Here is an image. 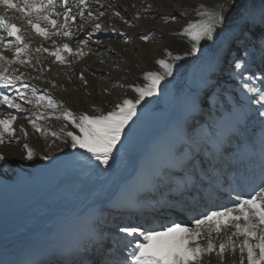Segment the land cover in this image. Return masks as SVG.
Listing matches in <instances>:
<instances>
[{
    "label": "snow or ice",
    "instance_id": "snow-or-ice-1",
    "mask_svg": "<svg viewBox=\"0 0 264 264\" xmlns=\"http://www.w3.org/2000/svg\"><path fill=\"white\" fill-rule=\"evenodd\" d=\"M98 5L99 0H0L4 13L14 10L22 14L32 32L51 44V48L41 44L33 50L21 28L0 14V112L5 108L8 110L0 115V144L18 142L17 131L27 136L23 125L14 126L18 114L25 111V104L52 110L33 111L24 116L36 132L42 131L37 121L62 109L63 119L75 129L64 133L66 143L72 149H82L98 165L107 166L114 159V150H118L130 122H134L138 106L146 98L155 97L161 90V83L173 77L177 62H183L185 56H195L205 42L210 45L208 58L213 71L205 81L202 96L187 106L192 123L186 119L156 146L159 174L182 176L188 168L195 173L197 160L203 169L201 145H212L217 152L226 154L233 144H247L254 152L256 129L253 125L258 124L261 145L259 181L264 185V0H220L212 11L199 12L198 15L205 18L190 22L179 33L186 37L190 50L183 55H173L165 49L171 62L157 59L155 63L160 71L145 72L142 84L128 85L135 93L134 98H124L106 113L77 116L63 108L62 103L46 89L39 92L30 86L23 73L17 75L16 70L9 69L13 64L31 66L33 51L47 53L60 64L86 55L84 49L89 48L93 34L102 28L98 22L90 29L86 27L88 21L99 20L105 15L103 10L98 14L90 10ZM115 15L120 16V13L115 12ZM166 18L176 19L175 16ZM141 39L146 40L147 35ZM72 41L76 42L75 46ZM5 52L12 53L11 57ZM224 75L236 85L231 91L226 87L227 81L221 79ZM80 79H84L83 74ZM227 96H232V102H228ZM215 101L223 104V110ZM197 129L199 134L194 135ZM6 137L10 139L6 140ZM23 148L26 152L23 159L32 160L33 150L27 144ZM0 161L6 162L2 153ZM175 169L179 171H173ZM202 183H193L190 199L165 203L154 209L189 214L187 221H170L156 227L125 223L117 228L116 233L126 241L123 249L110 242L103 227L97 225L89 229L73 249V264H203L206 255L216 254L223 261L226 252L237 251L240 253L239 264H245V258L247 264H264V187H258L254 194H236L234 199L230 193L231 206H222L218 210L205 207L198 213L201 192L197 184ZM114 207H126L140 215L153 210L151 206H137L131 201L117 203ZM214 233L217 237L225 233L218 245ZM14 249L12 241L6 236L0 237V264H22L16 259Z\"/></svg>",
    "mask_w": 264,
    "mask_h": 264
},
{
    "label": "rangeland",
    "instance_id": "rangeland-1",
    "mask_svg": "<svg viewBox=\"0 0 264 264\" xmlns=\"http://www.w3.org/2000/svg\"><path fill=\"white\" fill-rule=\"evenodd\" d=\"M219 2L220 0H99V5L92 7L90 10L94 14H98L99 11L103 10L105 15L100 17L99 20L88 21L86 27L90 29L92 24L98 22L102 25V28L99 33L93 34L92 43L89 44V48L84 49L87 53L86 55L80 58H70V62L60 64L59 62H54L55 58L49 56L47 53L33 51V63L31 66L13 64L9 70H16L17 75L23 73L24 80L30 86H34L39 92H43L46 89L55 100L62 103L63 108H67L72 112L77 111L78 113H87L89 115L106 113L112 110L124 98H134L135 93L131 91L128 85H134L137 82L142 84L143 73L160 71L155 61L161 58L169 59L164 51L165 49L173 55H183L185 51H189L190 45L187 43L186 37L179 35V33L190 22L195 23L205 18L199 16V12L212 11ZM201 5L203 7H200ZM11 12L9 10L7 13L10 14ZM115 12H119L120 16H116ZM16 16L20 17V20L17 18L14 20L24 32L25 38L33 50L41 46V44L44 47L51 48L50 43L42 41V38L32 32L20 14L17 13ZM169 16H175L176 19L166 18ZM144 35H147L146 40L141 39V36ZM57 40L59 42L58 38ZM97 41L99 43H96ZM71 43L75 46L76 42L72 41ZM209 54L210 45L202 42L201 51L195 54V56H185L183 62H177L178 67H174L173 77H168L166 78L167 82L161 83V90L155 97L146 98V101L142 102L141 106H138V114L134 117V122H130V127L127 131L132 133V138L140 142L141 145L139 148L136 147L133 153H125L124 159H119L117 162L133 163L137 167L133 172L134 177L136 175L137 180H141L146 184V190H130V194L122 195V199L112 205H108L107 208L105 206L94 209L88 220H86V229L88 228V231L97 225L105 227V223L108 222L111 227V231L106 230L108 231V235L110 234L108 236L109 240H116L115 237L111 236L113 235L112 233H117V228L123 225L121 223H124L126 219L132 221L131 218L133 217L127 216L125 220L122 219L120 223L115 224L122 215L117 216V209L119 208H115V204L125 203L127 202L125 199L130 198L134 203L151 206L153 209L151 213L155 214L156 211L154 209L167 202L171 204L174 200H177V203L184 200L175 199L174 196L179 193L188 192L186 199H190V189L193 183L202 181L204 184L208 183L211 185L207 182V178L209 175L210 177L215 176V172L220 170L219 180L212 181L217 182L216 184L214 183L217 190L214 188L213 192L222 190V192L216 193L217 196L223 193L222 197H220L222 200L217 202L215 206L202 205V207H207L209 210H218L222 205L224 207L231 206L230 193L232 194V199H234L236 194H254V191L258 190V187H264L259 181L261 145L258 124L253 125L256 129V134L253 137L255 144L254 152L247 144H233L231 151L226 154L217 152L212 145H208L207 147L201 145L200 156L204 161L203 169H201L200 160H197L195 173L191 168H188L184 170L182 176H175L170 173L167 175L159 174V161L155 151L156 146L172 134L177 127L181 126L186 119L188 123H192L187 106L193 99L202 96L205 81L213 71L208 58ZM5 55L11 57L12 53L5 52ZM169 62H171L170 59ZM81 74H83V80L80 79ZM221 79L227 81L226 87L229 88V91L236 87L233 82L228 81L226 75L222 76ZM56 85L57 89L55 88ZM50 87L52 91H48ZM28 95L31 96L30 90ZM227 99L228 102H232V96H227ZM215 103L217 107L223 110V104L220 101H215ZM24 107L25 111L18 114L19 118L14 126L23 125L27 136L25 137L21 132L17 131L15 136L20 137L18 142L0 144V153L6 157V162L0 161V170H6L11 175L16 174L18 176L21 168H28L32 172L33 177L49 185L55 181L60 172V169L54 168V170L52 168L56 160L60 165L66 166L69 162L75 161V157L79 156L78 148L72 149L70 144L66 143L64 135L66 131H75V129L63 119L62 109H57L54 115L46 116L44 119L37 121L42 131L36 132L28 124L27 120L24 119V116L33 111L51 112L52 110L37 107L34 104H25ZM4 114L3 112L2 115ZM53 132L57 133V135L53 136ZM198 134L199 129H197L194 135ZM55 137H58L57 139H60L62 144H57V150L53 151L54 155L46 154L44 151L42 152L38 149L35 141L45 139L46 141L48 140L47 142L53 143L56 139ZM5 139L8 140L10 138L6 137ZM41 143L46 146V143H43V141ZM25 144L29 145L35 153L32 160L23 159L26 154L23 148ZM44 156H48L49 159H43ZM49 162H53L51 163L52 165ZM45 169H48L49 172L43 173ZM226 170L228 172L223 173ZM173 171H179V169ZM91 172L96 173L95 169L91 170ZM97 174L102 176L101 173ZM77 175L72 177L73 181L66 182L70 185V187H66L68 192L66 197H72V194L76 191L78 192L82 186L80 180L83 179V176ZM125 184L121 186L120 190L124 188ZM232 184L234 185L232 186ZM9 193H12L11 189L6 187L5 182L0 181V200L1 202H7L5 204V211L12 212L19 204L11 201L8 196ZM210 195L211 193L207 198H199V203L209 200ZM218 205L220 206L218 207ZM55 206L59 205L55 204ZM202 207H198V209L201 210ZM104 210L106 211L105 213ZM98 211H103L104 214L99 217L97 215ZM2 215V209H0V219L3 217ZM176 217L182 219L168 220L183 222L185 218L181 217L180 214L177 215V212L174 211L172 219ZM46 220L48 219H40L37 222L38 227H36L40 229V236L43 238H39L28 245L26 250L28 248L31 250L33 249L31 247L38 245L57 249L58 244L61 243L63 248L70 246L69 252H72L73 247L71 245L74 241L75 245L77 241H80L83 234L79 230L81 228L84 229V225L80 228V226L72 222V227L69 229V231L71 230L70 236L53 240L50 237L55 232L56 225H51ZM98 220L103 224L100 225ZM144 222L146 221L137 222L136 225L143 227L146 223H157L156 220ZM167 223L159 222L157 225L151 226L156 227ZM57 227L59 230L64 229L62 220L58 222ZM50 228H53V233L51 234L48 233V229ZM76 230H78V233H75ZM50 231L52 230L50 229ZM72 233H75L74 236ZM213 236L218 245L224 239L225 233H221L219 237L214 233ZM70 239L72 240L69 242ZM56 241L57 243H54ZM124 244L126 243H123V246ZM123 246L121 249H123ZM63 253H66V251ZM25 254L27 252H24L23 244L21 249L15 252V257L19 255L20 259H22L25 257ZM231 256L234 258L232 259ZM239 260L240 253L238 251L235 253L226 252L223 261L216 254L206 255L203 264H239ZM245 264H247L246 258Z\"/></svg>",
    "mask_w": 264,
    "mask_h": 264
},
{
    "label": "bare ground",
    "instance_id": "bare-ground-1",
    "mask_svg": "<svg viewBox=\"0 0 264 264\" xmlns=\"http://www.w3.org/2000/svg\"><path fill=\"white\" fill-rule=\"evenodd\" d=\"M11 11L12 12L10 14L4 13L3 8L0 7V14H4L6 19L9 18L8 19L9 22L15 23L18 26V23H16V21L14 20L15 18L20 20V17L16 16L18 12H15L14 10ZM20 16H22V14H20ZM142 83H143V79H142ZM135 84H140V83L137 82ZM55 88L57 89V85ZM48 91H52L51 87L48 88ZM7 111L8 110L5 108L3 112L6 114ZM3 112H0V115H2ZM73 113H75L77 116L81 114V112L78 113L77 111H73ZM132 137H133L132 133L128 131L126 135L122 136L121 143L118 144V150L114 151L115 152L114 159H111L110 164L107 166L98 165V163L95 160H91L89 155L85 152H82L83 150L79 148H78L79 156L77 158L75 157V161L73 160L72 162H69L66 166L60 165L58 162H56L57 161L56 160L52 168L53 169L58 168L60 169V172L58 177L55 179V181H53L49 185L48 183H42L39 179L33 177L32 172L29 171L28 168H24V169L21 168L20 169L21 172L19 173L18 176L16 174H15L16 176L11 175L6 170L5 171L0 170V181L5 182L6 187L11 189L12 191V193H9L8 195L9 198L15 204H19L18 207H15L14 211L7 212L5 211L6 208L5 204L7 202L6 201L1 202L0 200V209H2V213H3L2 215L3 217L0 219V237L6 236L10 241H12L15 244L14 252H18V250L21 249V246L23 244H24V252H26V247L28 245L35 242L39 238L40 239L43 238L42 236H40V229L36 228L38 227L37 222L40 219L42 220L48 219L46 220L48 221V223H50L51 225L54 224L56 225L54 229L55 230L54 233H53V228H50L52 231L48 229V233L50 234L53 233L50 237L53 240L59 239L61 237L70 236L71 230L69 231V229L72 227L71 226L72 222L76 223L77 226H80V228L84 225L83 227L85 228L84 229L81 228L79 230L80 233L84 235L85 233L88 232V228L86 229V220H88L90 214L94 209L105 206L107 208L108 205H112L115 202H118V200L122 199V195L130 194L129 192L130 190L131 191L133 189L146 190L145 188L146 184H144L141 180H137L136 175L134 177L133 172L137 167L133 163L123 162V161L117 162V160L119 159L121 160L124 159L123 156L125 155V153L126 154L133 153L136 147L138 148L140 147L141 143ZM55 138L56 139L53 141V143H49L47 142L48 140L46 141L45 139L42 140L43 143H46V146H44L41 143L42 141H35V142L40 151L42 152L44 151V153L46 154L54 155L55 153H53V151L57 150L56 147L57 144H62L60 139H57L58 137ZM32 143L34 144L33 141ZM51 163L49 162V164ZM96 166L102 167V170L98 172L101 173L102 176H99L97 173H95L96 174L95 175L94 172L93 173L91 172V170L95 169ZM45 172H49V170L48 169L43 170V173ZM226 172H228V170L224 171L223 173ZM77 174L83 176V179L80 180L82 186L80 187L78 192L76 191L74 194H72V197H66V194H68L66 187H70V185H68L66 182L73 181L72 177ZM123 184H125L124 188L120 190ZM202 185L203 184H197V187H199L201 192V197L207 198L210 193L211 195L209 200H206L204 203L200 202L198 205L201 206L198 207H202V205L215 206L217 202H220L222 200V198L220 197H222L223 193L217 196L216 195L217 192H213L214 191L213 189L211 190V188L213 187L210 188L209 186L206 187ZM233 185L234 184H232V186ZM211 186H213V184H211ZM218 192L220 193L222 192V190ZM186 194H188V192L179 193L174 197L175 199L178 200L181 199L185 200ZM201 197H198V200ZM126 200L127 202L131 201L134 203V201L130 200V198L125 199V201ZM176 201L174 200L173 203H177ZM55 204H58L59 206H55ZM134 204L137 206H143V204L140 203H134ZM96 205L99 206L96 207ZM219 206L220 205H218V207ZM222 206L224 207V205ZM198 207L196 209L197 212L198 211L201 212V210H203L204 208L202 207V209L199 210ZM125 208L126 207H121L117 209L118 212L115 211L118 214L117 216L122 214L119 220H117L115 224L120 223L122 219L125 220L127 216L133 217L131 218L132 221L126 219L124 223L121 224L130 223L132 226L133 225L136 226V223L140 221L150 222L155 220L160 221L163 219L165 222L166 220L174 217V212L156 211V213L153 214L151 213L152 211L151 210L149 212H145L143 215H140L138 214V212L134 210H131L129 208L125 209ZM105 212L106 211L104 210V213ZM104 213L103 211H98L97 215L100 217ZM178 214L180 213L177 212V215ZM180 215L181 217H185L183 219V222L184 220L187 221L189 214H180ZM60 220H62L64 223L63 230H59V228L57 227V224ZM98 222L100 225L103 224L99 220ZM146 224H144L143 227H145ZM105 225L106 226L103 227V229L105 228L104 231L105 233L108 234V231L106 230L111 231V227L108 222H106ZM75 233H78V230H76ZM75 233H72V235L74 236ZM115 239L122 240V238H120V236L117 235L116 233H115ZM71 240L72 239H70L69 242ZM112 241H114V239H112ZM54 243H57V241ZM78 243L79 241H77V244L75 245V241H74L73 244L76 247ZM73 244L71 245V247H73L74 249L75 247L73 246ZM72 252L70 251V252L62 253L61 255H59L58 257L52 260H40L38 262L31 264H73ZM231 258L233 259L234 257L231 256ZM22 259H24L25 261L26 257H23Z\"/></svg>",
    "mask_w": 264,
    "mask_h": 264
},
{
    "label": "water",
    "instance_id": "water-1",
    "mask_svg": "<svg viewBox=\"0 0 264 264\" xmlns=\"http://www.w3.org/2000/svg\"><path fill=\"white\" fill-rule=\"evenodd\" d=\"M102 170V167L101 166H96L95 167V172L96 173H98L99 171H101Z\"/></svg>",
    "mask_w": 264,
    "mask_h": 264
}]
</instances>
